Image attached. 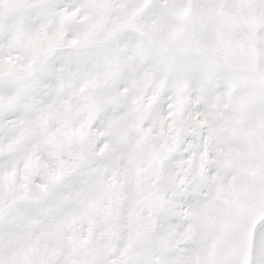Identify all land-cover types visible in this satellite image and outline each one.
<instances>
[{"label":"snow or ice","instance_id":"obj_1","mask_svg":"<svg viewBox=\"0 0 264 264\" xmlns=\"http://www.w3.org/2000/svg\"><path fill=\"white\" fill-rule=\"evenodd\" d=\"M0 264H264V0H0Z\"/></svg>","mask_w":264,"mask_h":264}]
</instances>
